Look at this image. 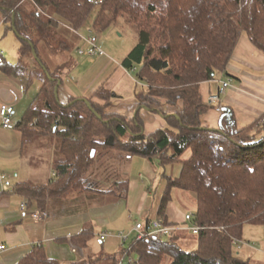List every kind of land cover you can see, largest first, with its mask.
Listing matches in <instances>:
<instances>
[{
	"label": "trees",
	"instance_id": "1",
	"mask_svg": "<svg viewBox=\"0 0 264 264\" xmlns=\"http://www.w3.org/2000/svg\"><path fill=\"white\" fill-rule=\"evenodd\" d=\"M92 1L98 4L0 0L7 29L15 30L21 42L16 63L0 51V73L19 80L26 91L41 84L16 129L23 135V145L48 136L57 141L54 147H45L55 154L53 180L41 186L19 184L17 192L27 199L28 207L34 203L44 207L46 199L58 201L74 195L75 209L80 212L87 209L83 196L87 191L94 193L92 201L128 197V180L121 191L119 181L103 191L100 184L94 187L85 178L97 156H92L94 150L119 151L123 154L120 163L135 156L163 166L180 163V176L167 179L158 218L168 221L175 191L193 193L197 200L193 223L201 228L198 248L185 251L173 237L134 240L131 255L137 256L136 264H165L166 260L171 261L168 264H250L235 255L233 242L242 240L245 225L264 228V116L239 129L232 110L224 108L219 127L209 128L203 119L212 106L204 102L201 87L218 74L228 73L243 35L264 54V0ZM26 3L31 11L24 8ZM121 23L138 31V43L122 63L144 84L136 93V115L128 119L110 113L117 95L104 89L90 99L63 104L56 92L68 69L63 73L61 65L53 70L44 59L45 51L70 53L71 45L63 39L67 29L78 36L84 30L100 34ZM179 105L182 109L175 114L166 110ZM142 110L163 117L167 127L146 134ZM89 228L73 240L75 245L88 247L93 235ZM106 261L118 264L117 258ZM19 264L97 263H63L49 258L39 246Z\"/></svg>",
	"mask_w": 264,
	"mask_h": 264
},
{
	"label": "crops",
	"instance_id": "2",
	"mask_svg": "<svg viewBox=\"0 0 264 264\" xmlns=\"http://www.w3.org/2000/svg\"><path fill=\"white\" fill-rule=\"evenodd\" d=\"M2 23L6 25V36L8 27L0 14V32L5 26ZM102 45L101 48L104 49ZM134 47L125 50L121 59H116L114 56H88L82 59L78 65L76 64L77 68L65 73L59 89L60 101L68 104L73 99H90L97 91L104 89L117 95L110 113L128 119L133 118L139 105L136 93L144 89V84L138 83L136 73L125 69L122 63ZM0 48L5 55L1 44ZM76 69L84 75L83 78L76 79L72 75ZM227 72V74H218L214 81L204 83L201 87L202 98L207 103L210 96L219 93L220 82L224 77L233 80L226 96L222 99V105L212 107L204 117V125L218 128L222 110L230 108L239 129L251 126L264 116V54L247 36L241 37ZM30 90L26 91L19 80L0 73V106L6 104L15 109L16 125L36 97L29 96ZM167 109L169 113L175 114L182 109V106ZM141 118L148 135L167 127L163 117L148 110L141 111ZM0 174L7 175L11 183L10 187H6L0 179V264H19L26 255L39 246L45 249L49 258L63 263L93 260L99 261L97 262L99 264L100 261L109 258H117L119 262L122 248L116 246L118 244L116 241L112 243L111 240L103 241L101 235L106 232L104 230L114 226L122 232L124 226L119 222L121 207L122 202L128 197L117 201L109 197L92 201L91 197L94 196L86 194L84 198L88 201L87 209L77 212L75 209L77 196L70 195L66 200L49 199L44 207L34 203L27 211H23L21 207L27 199L17 192V185L23 183L48 185L55 176V154L53 149L40 147L36 142L23 145V135L20 130L5 129L1 119ZM159 206L160 204L158 209ZM187 214L189 213H182L175 206L174 201L168 207L167 219L177 227L175 239L184 250L189 246L188 237L183 233L189 229L188 223L185 222ZM44 215L46 217L43 220H38V216ZM87 227L92 229L93 235L88 247L84 249L75 245L73 240L84 233ZM198 238L190 250L194 251L198 248ZM116 239L120 240L119 235ZM244 241L246 244L242 243ZM239 244L235 246L238 251L237 254L235 253L237 257L250 264H264L263 227L245 225L243 238ZM1 247L4 249L2 250ZM169 262L171 261L166 260V264ZM109 264L114 263L109 261Z\"/></svg>",
	"mask_w": 264,
	"mask_h": 264
},
{
	"label": "rangeland",
	"instance_id": "3",
	"mask_svg": "<svg viewBox=\"0 0 264 264\" xmlns=\"http://www.w3.org/2000/svg\"><path fill=\"white\" fill-rule=\"evenodd\" d=\"M23 6L27 12L32 10L30 9V3L23 4ZM2 24L5 25L4 23ZM5 30L6 25L2 27L0 32V44L5 52L4 56L8 61L16 63L18 60L21 42L13 31H7L5 36ZM67 31L68 32L65 33L63 39L71 45V52L60 53V55H52L50 52L45 51L46 54L44 58L53 70L60 69V66L63 65V68L61 67L63 73H65L67 69L68 71H72L74 68H77L76 64L78 65L82 59L88 58L87 55H78V49L84 47L85 43L83 39L90 35H95L98 37L100 47L103 44L102 46L105 49H103L106 54L105 56H114L116 59H121L125 50L128 48H133L138 43V31L136 28L122 23L113 30L100 34L92 33L89 30H84L78 36L75 32L70 31L69 29H67ZM72 75L76 79L84 77L79 69L74 70ZM40 86V83L37 82L35 87L30 90L29 96H37ZM102 96L107 97V94H103ZM35 141L40 147H54V144L57 142L56 138L53 136L40 137ZM94 152L95 155L97 154V156L95 157L92 169L85 177L87 178L88 182H94V187H96L97 184H100L99 190L107 191L110 189L111 185H114L115 182L119 181L121 185L119 190L121 191L123 188H125V183L127 180L129 181L130 187L128 198L122 202V213L119 219V222L122 224V226H124V229H122V232H120V229L114 226L111 227V229L104 230L106 231L105 233L113 234V236L108 238L107 241L111 240V243L112 241H116L118 243L116 246L119 245L120 248L127 249L137 238V233H135L133 230L138 223L146 224L151 218H153L151 221L158 219L157 209L158 205L161 203L164 191L166 189L167 179L169 177L178 178L181 173V165L180 163H171L163 166L159 163L150 162L148 159L140 156H135L131 159L127 158L125 163H120L118 160L123 154L119 151L99 148L98 151L94 150ZM188 155L189 153L186 154V156ZM123 161L125 160L123 159ZM86 194L91 196L94 195L93 192L89 193L87 191V193L85 192L83 196L85 197ZM68 197H70V195L65 196L61 200H66ZM48 200L49 199H46V202H48ZM173 201L175 206L182 213L195 215L197 211V200L193 193H186L177 190L174 192ZM188 227V231L183 232L188 237L187 239L189 242V246L185 247V251H193L190 249L194 247L193 245H195L197 241L198 234L190 230L192 229L191 222L188 223ZM120 234L130 237L129 242L126 243L124 247H122V242L119 239H116V236ZM175 236L176 232L174 233L173 238H176ZM242 243L246 244L245 241ZM250 243L253 242L250 241ZM250 245L251 244H249V246ZM234 253H238L235 247ZM131 258L136 260L137 256L132 254ZM93 262L97 263L99 261ZM100 262L101 263L99 264H109V262H106V259Z\"/></svg>",
	"mask_w": 264,
	"mask_h": 264
},
{
	"label": "built area",
	"instance_id": "4",
	"mask_svg": "<svg viewBox=\"0 0 264 264\" xmlns=\"http://www.w3.org/2000/svg\"><path fill=\"white\" fill-rule=\"evenodd\" d=\"M90 2L94 4H98V1L90 0ZM83 40H84L85 45L84 47L78 49V55L80 56L87 55L90 57H104L106 55L104 50L99 45V39L97 36L90 35L84 38ZM1 54H3V52H1ZM232 82H233L232 79L224 77V79H222V81L220 82L221 85H220L219 93L215 96H210L208 100V104L212 107H215V106L220 107L222 105V99L223 97L226 96L227 91L229 87L231 86ZM14 116H15V109L12 106L6 105V104L0 106V119L5 129L11 130V131L16 130V123L14 122ZM0 179L1 181L4 182V185L6 187L11 186V183L7 179V175L0 174ZM21 208L23 211L28 210L27 200L22 204ZM45 217L46 215H44L43 217L38 216L37 218L38 220H43ZM193 220H194V215L192 214L186 215L185 222L186 223L191 222L192 224V229L190 230L198 234L201 228L195 225L193 223ZM177 230H178L177 227L169 223V221L163 218H158L156 220L151 221L149 225L147 223L146 224L138 223L133 231L137 233V238L135 239V241H141V240L151 238V237L170 238V237H173L174 233ZM112 236H113L112 233H104L101 235V239L103 241H106L108 238ZM119 238H120V241L122 242V247H124V245L128 243L130 240L129 236H124L122 234L119 235ZM233 244L234 246H236V245H239V242L234 241ZM1 249L3 250L4 248L1 247ZM131 250H132L131 245L127 249L123 248V253H122V256L118 264H136V261L133 258H131L132 256Z\"/></svg>",
	"mask_w": 264,
	"mask_h": 264
},
{
	"label": "water",
	"instance_id": "5",
	"mask_svg": "<svg viewBox=\"0 0 264 264\" xmlns=\"http://www.w3.org/2000/svg\"><path fill=\"white\" fill-rule=\"evenodd\" d=\"M14 32H15V30H14ZM16 34V33H15ZM34 55H35V52H34ZM59 90H57V92H56V94H57V96H59V92H58ZM87 103H88V101H87ZM89 104V103H88ZM99 118H100V116L99 115H97ZM92 156L94 157L95 156V152L93 151L92 152Z\"/></svg>",
	"mask_w": 264,
	"mask_h": 264
}]
</instances>
